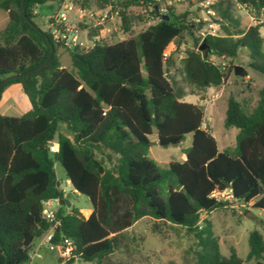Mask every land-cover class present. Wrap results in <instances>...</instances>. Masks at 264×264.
Returning <instances> with one entry per match:
<instances>
[{"label": "trees", "instance_id": "16d2710c", "mask_svg": "<svg viewBox=\"0 0 264 264\" xmlns=\"http://www.w3.org/2000/svg\"><path fill=\"white\" fill-rule=\"evenodd\" d=\"M63 1L24 0V12L35 29L23 18L21 0H0V81L40 66L53 46L42 68L0 88L1 101L8 86L19 84L31 105L19 117L0 115V264L28 262L34 242L50 229V245L68 250L69 264L74 258L116 264L110 256L122 247L127 230L143 218L152 221L153 234L162 236L165 227L191 237L194 264H264L259 232L249 233L245 260L232 248L225 258L208 219L210 213L229 207L210 197L224 190L234 201L264 210V87L252 107L228 97L224 128L238 133L234 146L223 151L202 127V105L183 101L185 95L223 85L234 71L235 66L214 63L209 56L232 61L243 51L248 69L264 77L260 25L244 27L236 13L241 6L259 20L264 0H215L211 8L222 34L201 40L204 51H199L196 36L202 27L188 20L187 12L177 14L166 6L167 14L157 15L159 1L165 0H71L81 8L91 2L99 8L117 5L121 29L131 32L113 44L64 48L71 70L59 60L60 42L34 23L38 7ZM141 1L152 4L156 23L134 34L131 28L142 17L130 9ZM95 34L89 28V35ZM187 39L191 46L181 51ZM170 44L175 51L167 54ZM179 53L184 54L180 59ZM173 70L189 87L187 94ZM246 76L243 68L235 78ZM153 130L162 148L177 147L191 135L183 162H170L166 170L158 167L148 156ZM51 143L57 144V151H50ZM55 161L72 189L89 200L87 217L75 209L66 213L61 206L53 220L43 216L45 202L64 201L60 184L56 186Z\"/></svg>", "mask_w": 264, "mask_h": 264}, {"label": "rangeland", "instance_id": "374dc122", "mask_svg": "<svg viewBox=\"0 0 264 264\" xmlns=\"http://www.w3.org/2000/svg\"><path fill=\"white\" fill-rule=\"evenodd\" d=\"M199 1L171 0V4H168V0H165L159 1V7L173 6L177 14L187 12V19L194 21L196 18L202 19L206 16L199 6ZM71 3L74 9L68 12L67 22L73 26H77L79 30H87L88 34L89 28L99 33L103 27L94 28L93 24L97 18L95 14L101 8L97 7L94 2L89 3L88 8H86V24H80L78 26L75 11L80 6L75 4L74 1ZM151 5V3H144L130 9V14L135 16L140 15L142 17L141 21L133 24L131 28L132 33L137 34L156 23V19H153L150 14ZM51 6L52 4L49 3L43 7H38L36 10L37 16L34 18V23L43 31L47 30L46 17L49 14L46 11ZM113 8L119 11L117 5L113 6ZM236 13L239 15L244 27L259 24L260 33L264 36V17L261 16L258 20L249 10L238 6ZM215 19H217V16L212 20L215 22ZM107 26L113 29L115 22L112 23L110 21ZM118 26L121 28V19L116 27L118 28ZM202 29L206 30L208 28L205 25L204 28L202 26ZM214 30V33L218 36L222 34L219 25L216 23ZM199 32L196 33V36L197 34L199 35ZM130 35L131 32L128 33L122 29L121 31L112 30L111 34L102 42L113 44L127 39ZM81 38H84L83 34H81ZM190 46L191 40H185L181 45V51H184ZM174 51L175 45L170 44L166 53L168 54ZM58 55L61 64L71 70L70 57L63 47L58 48ZM183 56L184 54L182 53L178 54L179 59ZM209 59L217 64L223 62L226 66L242 67L247 71V76L244 78L236 79L233 71L228 81L223 85L207 89L204 92L197 91L195 95H185L183 97L184 102L202 105L204 109V122L202 127L212 134L218 143L219 150L222 151L231 149L234 146L235 137L238 133V130L235 128H224V113L228 97L234 96L239 101L247 102L248 106L252 107L258 99V91L264 87V77L248 69V59L243 51H240L238 56L232 61H222L213 56H209ZM172 73L175 75V80L183 87L187 94L189 87L184 83L183 77L176 70H173ZM5 90V95L0 101V115L19 117L30 111L31 105L29 100L22 92L19 84H12ZM61 130L63 131V129ZM65 134L68 137H72L71 131H65ZM191 140L192 137L188 134L177 147L170 146L168 148H162L157 144V133L153 130V133L149 136L150 147L148 149V156L156 162L160 169L166 170L170 162H182L185 159L184 152L190 147ZM50 146L55 147L54 143ZM54 174L57 182L60 184V190L63 192L64 200L70 204L69 206L64 205L61 207L67 210L75 209L84 217H87L92 208L89 200L87 197L74 192L72 187L66 184V174L57 161L54 162ZM52 207L58 208L60 206L56 202H53ZM247 212L249 215H247ZM208 219L212 223L213 235L218 241L220 254L225 258L230 256L232 248L241 260H245L249 250L248 236L252 231L259 232L264 241V210L246 206V208L236 211L235 208L228 207L210 213ZM151 224L152 221L149 218L140 220L131 231L126 232L122 247L111 255L109 260L116 264H194V240L191 237L183 230L175 233L173 230L165 227H162V236L153 234L151 232ZM64 252L66 253L60 246L50 248L46 244H43L42 240H36L29 255V260L24 264H69L68 257ZM70 263L94 264L83 262L76 258Z\"/></svg>", "mask_w": 264, "mask_h": 264}, {"label": "built area", "instance_id": "2783aa9c", "mask_svg": "<svg viewBox=\"0 0 264 264\" xmlns=\"http://www.w3.org/2000/svg\"><path fill=\"white\" fill-rule=\"evenodd\" d=\"M61 1V0H59ZM63 1V0H62ZM71 0H66L63 1L62 3H60L58 5V10L57 12L51 16L50 18H52V20L48 23V29L51 32L52 37L59 41L61 46L65 49H73L75 47H80L83 49H89L93 46L94 42H99L102 43L103 40H105V38L107 36H109V34H111L112 30L116 31H121V28L118 26V28L116 27L117 23H120V14L118 10H114L115 8H113L112 6H107L105 8H101L98 10V12L95 14L97 15V18L93 24L94 28H98V27H103L99 33L96 32L95 35L90 36L88 34V31L83 29V30H79L77 28V26H73L71 25V23L69 24L68 21V12L73 11L74 6L73 4L70 2ZM215 0H200L199 1V6L201 8V10L204 11L205 13V17L202 19L196 18L194 19V22L198 23L201 27L203 26V28L205 27V25L207 26L208 29H202L199 32V37L200 40H203L206 36L211 35V36H218L214 33V27H215V23L212 19L216 16L214 10L211 8V6L214 4ZM143 4V1H141L139 3V5ZM168 4H171V0H168ZM241 8V6H238ZM153 11V7H150V12ZM75 13L77 14V20L78 23L77 25H84L85 23V17L87 15V9L86 8H81L78 7L75 11ZM167 14V8L166 7H162L157 10V15H166ZM92 15V14H90ZM109 20V21H108ZM112 21V23L115 22V26H113L114 28L111 29L109 26H107V24ZM207 23V24H206ZM217 24V23H216ZM81 34H83L84 38H81ZM224 65V64H222ZM52 144V143H51ZM50 151L55 152L57 151V145H55V147H51L50 146ZM211 198H214L217 201H224L229 203V207L230 208H235L236 211H240V209L242 208H246V206H249V204H244V203H239L234 201V199L231 196V193L229 190H224L222 192H213L210 195ZM54 202H57V200H53ZM51 202L52 201H47L44 203V209H43V216L48 219V220H53L54 219V213L50 210L51 207ZM52 238V234H50L49 236H47L46 238V243L48 247H53L50 245V240ZM66 246L70 247L71 243L70 242H66ZM66 253L64 252V254L68 257L67 259L70 258V255L68 253V250H65Z\"/></svg>", "mask_w": 264, "mask_h": 264}, {"label": "water", "instance_id": "95a60500", "mask_svg": "<svg viewBox=\"0 0 264 264\" xmlns=\"http://www.w3.org/2000/svg\"><path fill=\"white\" fill-rule=\"evenodd\" d=\"M21 7H22V15H23V18L25 19V21L27 22V23H29L32 27H34L35 29H37V27L26 17V14H25V12H24V0H21ZM163 19H165V20H168V18L166 17V16H163L162 17ZM207 48H206V46H205V43L202 41V43L200 44V46H199V51H204V50H206ZM52 53H53V46L51 45L50 46V52H49V55H48V57H47V59H46V61L44 62V63H42L40 66H38V67H36V68H34V69H32L30 72H28V73H25V74H22V75H12V76H8V77H5L4 79H2L1 81H0V88L2 87V85L5 83V82H7V81H10V80H14V79H19V78H23V77H26V76H29V75H31V74H33L34 72H36L37 70H39L40 68H42L46 63H47V61L51 58V56H52ZM242 67H235L234 68V75L235 76H239L240 74H241V72H242ZM56 186L58 187L59 186V183H56ZM57 204L59 205V206H62V205H67V206H69L70 204H69V202L68 201H66V200H64V201H62V200H57Z\"/></svg>", "mask_w": 264, "mask_h": 264}, {"label": "crops", "instance_id": "0c3cea01", "mask_svg": "<svg viewBox=\"0 0 264 264\" xmlns=\"http://www.w3.org/2000/svg\"><path fill=\"white\" fill-rule=\"evenodd\" d=\"M57 10H58V4H52V6H51V8L49 9V10H47L46 11V13L47 14H49V15H47V17H46V19H47V29H48V21H49V18L51 17V16H53L56 12H57ZM264 17V16H263ZM261 32V31H260ZM262 35V34H261ZM263 36V35H262ZM210 89V88H209ZM5 92H6V90H4V92H3V94H2V98H3V96L5 95ZM54 145H57V144H55L54 143ZM217 146H218V143H217ZM219 149V148H218ZM220 151V150H219ZM223 151V150H222ZM184 161V160H183ZM182 161V162H183ZM66 184L67 185H70V183H69V181L68 180H66ZM75 192V191H74ZM54 201H52L51 202V207H50V210L53 212V213H55L56 211H58L59 210V207L58 208H53L52 207V203H53ZM57 203V202H56ZM249 206L250 207H252V203H249ZM61 210L62 211H64V212H66V213H68V212H70V210H67V209H63L62 207H61ZM91 212V211H90ZM89 212V213H90ZM247 215H249V213L247 212ZM142 220V219H141ZM140 221V220H139ZM138 221V222H139ZM138 222H136L134 225H132L128 230H127V232H129V231H131L134 227H135V225L138 223ZM50 234H52V231H51V229L48 231V232H46L44 235H42L40 238H38L37 240H42V243L43 244H46L47 245V243H46V238H47V236H49Z\"/></svg>", "mask_w": 264, "mask_h": 264}]
</instances>
